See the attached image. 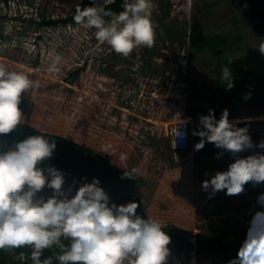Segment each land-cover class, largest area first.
Returning a JSON list of instances; mask_svg holds the SVG:
<instances>
[{
	"label": "rangeland",
	"instance_id": "1",
	"mask_svg": "<svg viewBox=\"0 0 264 264\" xmlns=\"http://www.w3.org/2000/svg\"><path fill=\"white\" fill-rule=\"evenodd\" d=\"M79 1L0 0V62L11 70L23 66L39 81L38 88L22 96L23 122L88 144L119 168L138 169L146 178L139 189L142 207L158 222L246 238L252 215L264 211L256 202L264 184L256 189L247 184L245 193L236 196L220 191L209 199L202 181L226 171L233 159L229 154L216 159L220 150L214 145L210 159L201 158L192 141L186 152L176 153L165 128L177 122L195 130L199 120H186L185 113L206 114L221 82L216 59L191 48L197 24L206 34H225L223 52L248 70L245 87L225 109L230 120L239 121L237 127H248L254 143L264 139V56L257 49L264 37L258 16L242 11L239 0H153L156 43L124 58L99 43L94 29L71 19ZM49 19L60 22L47 25ZM57 53L63 57L61 71L52 76L45 69ZM254 152L264 150L240 155ZM73 180L66 174L65 188ZM169 264L224 263L191 252L172 253Z\"/></svg>",
	"mask_w": 264,
	"mask_h": 264
},
{
	"label": "clouds",
	"instance_id": "2",
	"mask_svg": "<svg viewBox=\"0 0 264 264\" xmlns=\"http://www.w3.org/2000/svg\"><path fill=\"white\" fill-rule=\"evenodd\" d=\"M115 2L91 0V6L76 8L73 21L94 29L99 43H106L124 58L138 48L154 47L153 0H122L123 10L118 13L108 7ZM257 49L264 56V41ZM62 60L57 53L45 71L57 75ZM221 73L220 80L230 91L233 71L224 66ZM38 87L39 81L23 66L11 70L0 62V251L11 253L20 264H169L171 237L160 222L138 214V202H111L96 177L91 182L87 177H82V182L73 180L65 188L63 171L54 165L41 166L53 157L56 141L41 134L20 138L25 120L20 108L22 96ZM250 97L251 92L243 98ZM198 119L199 130H193L192 135L200 139L194 150L211 143L220 150L216 159L229 154L234 161L226 171H216L202 181L201 188L209 199L225 190L228 196L244 194L249 183L253 187L264 184V152L240 155L264 150V139L254 143L248 127H237L239 121L229 119L228 109L219 119L214 109ZM178 128L174 130V149L176 138L186 135ZM14 132L16 138L7 139ZM119 158L126 161L127 155L121 153ZM136 175L138 169L132 168L122 178L134 179ZM256 202L264 208V193ZM227 264H264V211L254 212L237 256Z\"/></svg>",
	"mask_w": 264,
	"mask_h": 264
},
{
	"label": "trees",
	"instance_id": "3",
	"mask_svg": "<svg viewBox=\"0 0 264 264\" xmlns=\"http://www.w3.org/2000/svg\"><path fill=\"white\" fill-rule=\"evenodd\" d=\"M122 0H116L114 4L108 7L115 12H120ZM91 6V0H80L73 8L71 19L75 14L77 7L84 8ZM239 7L242 11L253 12L259 18L258 30L264 37V0H239ZM60 22L59 19H49L47 25H56ZM228 37L222 33L206 34L201 31L197 24L192 26L191 30V48L197 52H208L216 59L217 63L224 67L229 66L235 77L234 87L230 91L225 90L223 82H219L214 93L210 97L209 109H214L216 118L220 117L221 112L232 101V95L239 93L245 87L249 72L236 61L234 57H228L223 50L227 46ZM228 50V47H227ZM233 51V50H229ZM237 56V55H236ZM229 61H231L229 65ZM78 70L72 74L77 76ZM264 85V80H263ZM202 113H194V110H189L185 113L187 120H199ZM199 123L196 124V129L199 130ZM22 135L20 138L30 134H41L49 140H55L57 147L53 157L46 161L44 165H54L59 170L63 171L70 177L80 180L82 177H87L90 181L93 177L101 181L103 187L109 194L111 202L116 204H126L129 201H136L140 207L137 209L139 215L148 218V213L143 209L139 189L146 184L145 176L138 171V175L134 179L122 178L124 173L131 169L119 168L108 156L103 155L92 146L81 141L72 139L60 133L50 132L37 128L35 125L22 122ZM17 133H12L7 137L11 140L16 138ZM195 137V139H194ZM198 136L190 135V145L195 146L199 142ZM189 145V147H190ZM187 150V149H186ZM213 151V144L206 143L204 148L199 151L198 155L206 157ZM178 153V151L174 150ZM200 158V159H201ZM250 184V183H249ZM251 188L256 189L250 184ZM162 224V223H161ZM163 230L171 237L169 248L172 253H193L198 258H212L217 262L227 264V262L237 256L239 247L245 238L234 237L227 233H204L194 231L193 229L184 228L178 225L162 224ZM48 253H46L47 255ZM0 264H20L12 258L11 253L0 251ZM30 264V262H29Z\"/></svg>",
	"mask_w": 264,
	"mask_h": 264
},
{
	"label": "built area",
	"instance_id": "4",
	"mask_svg": "<svg viewBox=\"0 0 264 264\" xmlns=\"http://www.w3.org/2000/svg\"><path fill=\"white\" fill-rule=\"evenodd\" d=\"M179 127V128H178ZM178 128V131L181 133H186L185 136H178L176 138L177 140V147L174 149L173 147V139H174V130ZM165 133L168 136L169 140H170V145L174 150H178V151H184L187 148H189L190 145V132L188 130L187 127H185L184 125H182L181 123H177V122H172L169 123L166 128H165Z\"/></svg>",
	"mask_w": 264,
	"mask_h": 264
},
{
	"label": "crops",
	"instance_id": "5",
	"mask_svg": "<svg viewBox=\"0 0 264 264\" xmlns=\"http://www.w3.org/2000/svg\"><path fill=\"white\" fill-rule=\"evenodd\" d=\"M184 118H185V116H184ZM185 119H186V118H185ZM186 120H187V119H186ZM187 126H188V129H190V126H189V125H187ZM191 130H193V129H190V131H191ZM191 134H192V133H191ZM187 149H188V148H187ZM173 151H174V149H173ZM176 151H178V150H176ZM184 151L186 152L187 150H184ZM179 152H183V151H178V153H179Z\"/></svg>",
	"mask_w": 264,
	"mask_h": 264
}]
</instances>
